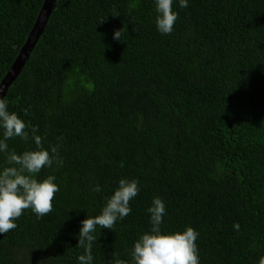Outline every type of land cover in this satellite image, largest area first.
<instances>
[{
  "label": "trees",
  "instance_id": "1",
  "mask_svg": "<svg viewBox=\"0 0 264 264\" xmlns=\"http://www.w3.org/2000/svg\"><path fill=\"white\" fill-rule=\"evenodd\" d=\"M43 2L0 0V82ZM173 7V32L162 35L154 0L56 1L5 99L45 148L58 145L59 163L37 177L54 175L60 190L46 216L26 209L0 234V264H79L81 221L100 214L121 178L140 191L113 230L97 228L94 264L131 261L157 196L165 229L199 231L200 264L264 257V0ZM8 144L36 148L31 137Z\"/></svg>",
  "mask_w": 264,
  "mask_h": 264
},
{
  "label": "clouds",
  "instance_id": "2",
  "mask_svg": "<svg viewBox=\"0 0 264 264\" xmlns=\"http://www.w3.org/2000/svg\"><path fill=\"white\" fill-rule=\"evenodd\" d=\"M154 3L157 13L156 28L162 35H170L179 16L173 5L178 3L179 8H187L189 0H154ZM122 36L123 28L113 32L114 40L122 41ZM28 111V108L23 110L25 115ZM0 130H2L0 153L6 154L7 164L0 168V234H5L17 228L16 220L26 209H31L38 219L52 211L54 196L60 190L59 185L55 182L54 175L38 179L37 174L42 168H50L54 163H59V147L50 145L49 148H45L42 136L37 134L38 126L31 125L18 113L10 111L3 96H0ZM16 137L22 140L31 137L36 148L22 153L9 151L8 141ZM101 190L99 184L94 185L93 191ZM139 191L137 179L121 178L114 193L106 198L100 214L95 216L87 214L81 221L78 243L84 248V252L77 257L79 264H94L92 247L98 238L97 228L113 230L117 221L123 220L131 213L130 201L139 194ZM147 212L150 228L134 242L131 261L117 258L115 264H200L198 230L191 226L176 231L165 229L163 218L166 215V205L158 196L153 198ZM233 227L237 231L240 230L239 223H235ZM258 264H264V257L260 258Z\"/></svg>",
  "mask_w": 264,
  "mask_h": 264
},
{
  "label": "water",
  "instance_id": "3",
  "mask_svg": "<svg viewBox=\"0 0 264 264\" xmlns=\"http://www.w3.org/2000/svg\"><path fill=\"white\" fill-rule=\"evenodd\" d=\"M56 1L57 0L44 1L43 7L38 14L37 19L26 38V41L21 46L18 55L0 82V96L5 98L10 85L18 78L19 74L24 68L31 55V52L45 30V26L55 7Z\"/></svg>",
  "mask_w": 264,
  "mask_h": 264
}]
</instances>
